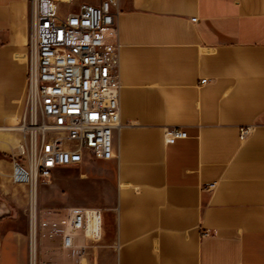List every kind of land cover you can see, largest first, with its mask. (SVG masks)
<instances>
[{
    "label": "crops",
    "instance_id": "1",
    "mask_svg": "<svg viewBox=\"0 0 264 264\" xmlns=\"http://www.w3.org/2000/svg\"><path fill=\"white\" fill-rule=\"evenodd\" d=\"M84 1L99 2L73 10ZM116 8L114 157L85 155L51 178L52 207L103 209L102 239L84 264H264V0H117ZM28 13L29 0H0V169L10 158V181ZM168 128L187 136L167 142ZM27 232L0 223V264H28Z\"/></svg>",
    "mask_w": 264,
    "mask_h": 264
},
{
    "label": "built area",
    "instance_id": "2",
    "mask_svg": "<svg viewBox=\"0 0 264 264\" xmlns=\"http://www.w3.org/2000/svg\"><path fill=\"white\" fill-rule=\"evenodd\" d=\"M60 4L72 0H29L26 97L14 130L22 138L11 173L29 200L28 264H84L88 248L99 244L103 209L42 208L39 187L85 155L113 159L122 128L117 0L84 1L68 12ZM249 131L243 128L241 138ZM186 136L176 128L164 133L167 142Z\"/></svg>",
    "mask_w": 264,
    "mask_h": 264
},
{
    "label": "rangeland",
    "instance_id": "3",
    "mask_svg": "<svg viewBox=\"0 0 264 264\" xmlns=\"http://www.w3.org/2000/svg\"><path fill=\"white\" fill-rule=\"evenodd\" d=\"M81 0H73L69 6L63 5L62 9L66 11L73 10V4ZM94 1V0H92ZM11 151L10 157L13 158ZM4 167L0 169V223L4 222L7 225L28 227L29 221V200L26 187L18 186L10 181L8 162L10 158L6 159ZM58 190L53 181L47 184H42L39 187V205L44 208L48 206L57 205Z\"/></svg>",
    "mask_w": 264,
    "mask_h": 264
},
{
    "label": "bare ground",
    "instance_id": "4",
    "mask_svg": "<svg viewBox=\"0 0 264 264\" xmlns=\"http://www.w3.org/2000/svg\"><path fill=\"white\" fill-rule=\"evenodd\" d=\"M14 130H16L17 129V125H15L14 127H12Z\"/></svg>",
    "mask_w": 264,
    "mask_h": 264
}]
</instances>
